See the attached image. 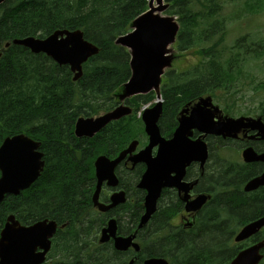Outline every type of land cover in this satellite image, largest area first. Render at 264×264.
Returning a JSON list of instances; mask_svg holds the SVG:
<instances>
[{
    "label": "trees",
    "instance_id": "obj_1",
    "mask_svg": "<svg viewBox=\"0 0 264 264\" xmlns=\"http://www.w3.org/2000/svg\"><path fill=\"white\" fill-rule=\"evenodd\" d=\"M165 1L169 4L168 14L177 16L180 24L176 40L178 51L211 43L216 29L209 26L198 30L196 17L206 27L209 18L192 14L191 0ZM146 10L147 0H8L0 5V144L17 134L41 141L46 169L53 171L48 176L44 174L18 197L4 199L0 204V231L9 215L27 226L42 217L62 214L63 222H69L66 229L71 233L55 240L47 264H93L95 260L92 254L82 251L76 239L74 223L81 212L70 209L78 197L74 192L68 197L69 190H74L71 186L75 162L70 159L67 142L76 140L72 131L77 118L107 113L113 107L111 102L128 80L130 71L129 55L115 46L114 41L127 34L132 21ZM62 29L80 31L86 42L99 49L98 54L83 65L82 77L76 82L72 81L68 67H59L44 55H32L22 47H3L5 42L14 39L45 38ZM223 39L224 35L219 36L217 42ZM217 42L196 52L202 64L195 72L168 75L170 81L164 90L167 104L180 102L190 93L196 98L214 94L236 81L231 73L232 64L220 63L212 52ZM151 99L153 95L146 97L142 104ZM58 172L60 174L56 175ZM45 189L50 197L49 211L38 204L40 197L44 200L39 191ZM220 233L212 231L200 245L196 243L204 248L201 257L205 264H228L238 251L228 248L226 262L223 261L217 238ZM224 246H229V241ZM193 250L196 251L191 244L181 247V255L178 254L172 264H192Z\"/></svg>",
    "mask_w": 264,
    "mask_h": 264
},
{
    "label": "flooded vegetation",
    "instance_id": "obj_2",
    "mask_svg": "<svg viewBox=\"0 0 264 264\" xmlns=\"http://www.w3.org/2000/svg\"><path fill=\"white\" fill-rule=\"evenodd\" d=\"M128 66L129 80L132 76L129 61ZM146 97L129 98L123 91L116 93L110 112L121 107L129 113L107 124L91 141L71 142L70 159L78 164L72 176L74 190H69L68 197L73 192L77 194L70 209L81 212L74 223L76 239L85 254L91 252L95 259L93 264L98 261L99 264H144L149 259L161 258L170 262L177 257L179 249L188 244L197 250L190 262L205 264L199 260L204 248L198 246L208 233L219 230L218 247L224 249L243 227L264 216V186L252 192L245 191L247 184L264 175V161L246 163L242 158V153L249 148L257 156L264 155V114L252 117L261 123L244 121L235 140L203 135L192 129L189 140L200 139L206 145L204 159L186 161L183 174L171 164L162 165L164 176L147 180L144 177L149 166L156 163L154 159L165 148L150 146L142 115L143 105H147L142 104ZM195 103L193 97L183 105L179 102L162 105L156 126L164 142L173 138L179 119L189 116ZM242 117L249 118V115ZM38 151L44 155L42 146ZM228 151L237 155L228 156ZM99 158H104L111 170L100 171L98 178L96 163ZM51 172L46 169L45 176ZM157 187L160 190L154 212L141 226L149 204V190L155 193L153 190ZM42 196L44 200L40 199L38 204L49 211L47 189ZM200 198L203 203L196 210L192 209L191 204ZM62 218L63 215L57 213L55 217L48 215L40 219L55 224L53 241L71 233L66 229L69 222H63ZM106 230L109 232L105 233ZM118 238L132 240L139 246L138 252L131 246L117 250L115 240ZM260 241H264V229L243 244L248 248Z\"/></svg>",
    "mask_w": 264,
    "mask_h": 264
},
{
    "label": "water",
    "instance_id": "obj_3",
    "mask_svg": "<svg viewBox=\"0 0 264 264\" xmlns=\"http://www.w3.org/2000/svg\"><path fill=\"white\" fill-rule=\"evenodd\" d=\"M5 1L0 0V4ZM154 2H156L158 7L153 6ZM148 6L154 11L149 13L148 10L145 14L135 19L133 25H131L133 31L116 41V44L130 50L131 56L130 68L132 76L123 85L125 97L147 93L158 87L163 69L169 65L166 55L168 46L175 41L178 31L173 19L155 16L157 11L163 10L162 0H149ZM145 15L151 17V22L141 24L139 28H136L135 26L144 20ZM138 32L140 33L139 36L137 35ZM12 44L23 47L35 55L45 54L57 62L59 66L68 65L73 73L76 72L74 80L80 78L82 65L89 58L98 54L97 47L84 41L79 31L56 32L45 40L35 38L14 40ZM128 113V109L119 107L113 112L96 119H79L75 124L74 134L78 138L83 136L92 137L109 122L119 119ZM160 113L161 105L157 104L143 114L145 130L150 137V146L159 144L160 148H165L154 159L156 163L153 167L156 173L146 175L144 179L146 178L147 180L154 176H162L163 172L157 174L162 165L171 164L174 169L179 168L182 173L184 166L188 163L186 161L200 160L205 157L204 149L203 147H198V142L187 143L186 129H189L187 119H180V126L170 143L163 142L156 126ZM196 114L195 125L199 127L204 123L198 119L200 116L198 112ZM227 131L230 132L229 127ZM18 141H23L29 146L28 162L23 165H21L18 158L19 146L16 143ZM37 147V142L24 135L6 138L0 145V152H3V156L0 157V203L6 195L17 196L21 191L28 189L42 174L44 164L41 159L42 154L38 151L37 153L35 152ZM149 149L150 147L148 151ZM96 167L98 178L100 171L104 173L111 170L104 158L97 160ZM155 199L156 195L150 190L149 204L145 216L142 218L141 226L147 222L150 215L154 212ZM263 224L264 219L259 223L247 226L236 238V241L245 240ZM54 232L55 224L53 222L41 221L26 227L22 226L14 217H8L5 227L0 233V264H42L49 251V239L52 238ZM107 232L109 230L105 231V233ZM130 241V239H116L115 247L117 250H126L131 245ZM101 242H104L103 239ZM260 248L261 245H257L240 253L231 264H258L261 260V256H259ZM145 264L167 263L162 260H151Z\"/></svg>",
    "mask_w": 264,
    "mask_h": 264
},
{
    "label": "rangeland",
    "instance_id": "obj_4",
    "mask_svg": "<svg viewBox=\"0 0 264 264\" xmlns=\"http://www.w3.org/2000/svg\"><path fill=\"white\" fill-rule=\"evenodd\" d=\"M228 3L222 7L220 12L221 18H229L234 15V9L237 7H245V3L248 0H224ZM218 2H221L219 0ZM163 10L157 11L155 16L168 17V9L166 1L162 0ZM223 3L221 2L220 5ZM245 9V8H244ZM259 12H264V8H258ZM248 17L255 18V23L257 26L251 28L243 27L240 28L238 19H230L227 26L225 27V38L224 41L216 49L222 51L221 46L225 47L227 51L223 54L222 59L234 60L238 58V64L241 65L240 72L242 73V78L244 81L253 83V86H258L257 90L259 93L254 95L251 88L244 87L243 89H238L236 95L234 96V102L239 113H245L246 110L254 111L256 108L261 107V103L264 101V59L258 58L254 53L247 52L248 49L251 51H257L259 45L264 42V15L260 16L259 19L254 16ZM248 21V20H246ZM244 22H240L242 24ZM218 37V36H217ZM216 37V41H217ZM240 41L242 44L246 45L247 50L243 48H236V42ZM264 51V44L260 46L259 50ZM181 53L177 51L175 45H170L167 50V57L169 59V65L163 70V74L169 72H176L177 74H189L195 72L196 67L199 65V56L194 53V51H187L180 56ZM176 56H179L178 59ZM261 68V70H260ZM260 85V86H259ZM239 87V86H237ZM232 92V91H231ZM220 248V247H219ZM86 254H89L86 253ZM70 258V257H69Z\"/></svg>",
    "mask_w": 264,
    "mask_h": 264
},
{
    "label": "snow or ice",
    "instance_id": "obj_5",
    "mask_svg": "<svg viewBox=\"0 0 264 264\" xmlns=\"http://www.w3.org/2000/svg\"><path fill=\"white\" fill-rule=\"evenodd\" d=\"M154 11V9H149V13ZM151 22V17L149 15L144 16V20L139 22L135 27L139 28L141 24L149 23ZM137 35L139 36L140 33L138 32ZM193 118H197V114L193 113ZM18 147V158L21 163V165L26 164L28 162V155H29V146L25 144L23 141L16 142ZM3 156V152H0V157Z\"/></svg>",
    "mask_w": 264,
    "mask_h": 264
},
{
    "label": "bare ground",
    "instance_id": "obj_6",
    "mask_svg": "<svg viewBox=\"0 0 264 264\" xmlns=\"http://www.w3.org/2000/svg\"><path fill=\"white\" fill-rule=\"evenodd\" d=\"M116 1V0H115ZM31 199V198H30Z\"/></svg>",
    "mask_w": 264,
    "mask_h": 264
}]
</instances>
